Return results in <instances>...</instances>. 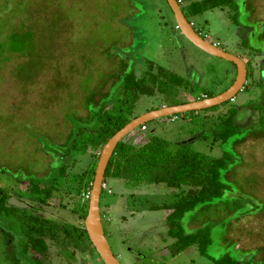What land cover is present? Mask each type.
<instances>
[{
    "label": "rangeland",
    "instance_id": "obj_1",
    "mask_svg": "<svg viewBox=\"0 0 264 264\" xmlns=\"http://www.w3.org/2000/svg\"><path fill=\"white\" fill-rule=\"evenodd\" d=\"M191 1L182 0V5ZM240 5L238 23L233 20L232 7L216 8L192 20L207 40L247 65L249 60V83L232 102L199 113L210 127L232 104L240 106V132L226 143L213 142L212 137L202 135L206 126L192 122L189 114H180L150 120L144 132L135 129L125 138L141 143L148 135H159L171 140L173 149L185 142L210 155L233 154L222 173L231 189L189 211L182 223L189 232L210 229L211 256L264 264V131L252 134L264 130L259 121L262 112L255 111L258 105L264 108V52L254 47L264 48L259 41L260 29L264 39V0H243ZM242 5L250 10L251 30ZM176 25L166 0H0V185H24L33 176L46 178L53 166L64 163L70 164L72 173L85 171L98 151L65 154L69 134L85 123L77 117L88 116L89 98L96 102L110 96L122 79L125 62L148 84L157 72L156 63L191 79L198 86L196 94L191 96L186 90L181 94L189 100L203 97L204 89L216 93L227 89L236 78V65L197 47ZM14 32L27 34L34 46L19 54L8 51L2 44ZM119 93L120 89L115 91L114 98ZM105 98L103 102L110 105L112 100ZM165 103L164 95L155 91L142 96L135 111ZM243 138L244 142L239 141ZM67 183L50 205L36 204L34 209L46 218L79 224V195L70 192ZM105 184L103 226L121 264H215L197 245L173 254L169 245L174 239L167 234L168 211L149 209V204L171 201L178 190L163 183L127 184L119 178H106ZM9 204L30 207L34 203L12 197ZM16 223V218L0 214V264H34L26 262L25 237ZM9 239H14L13 254L8 251ZM47 241V254L29 251L30 257L46 264H105L94 250L88 253L71 247V257L61 252L55 240Z\"/></svg>",
    "mask_w": 264,
    "mask_h": 264
},
{
    "label": "trees",
    "instance_id": "obj_2",
    "mask_svg": "<svg viewBox=\"0 0 264 264\" xmlns=\"http://www.w3.org/2000/svg\"><path fill=\"white\" fill-rule=\"evenodd\" d=\"M179 1L185 16L190 22H193L194 18L207 11L232 7L235 10L233 20L238 23V17L241 13L240 2L243 0H193L185 5H182V0ZM243 6L247 10L248 20L250 10L247 6ZM252 25L249 23L247 29L250 28L251 30ZM197 31L200 32L198 29ZM202 36L205 37L204 35ZM28 38L27 34L14 32L7 35L2 46H5L8 51L19 54L26 47L34 46L33 39L29 40ZM259 41L264 44L262 29L259 30ZM254 47L264 52V48ZM127 63H124L127 67L124 69L121 81L112 90L110 96L109 94L105 96L112 100L110 105H106L103 102L106 99L105 97H101L96 102L89 98L88 116L86 118L77 117L78 120H82L85 123L79 125L78 128L73 127L69 134L65 154H84L94 150L98 151L97 159L94 162L92 161L85 171L80 174L72 173L69 170L70 164L64 163L59 164L57 167L53 166L52 172L46 178L42 179L41 177L33 176L24 185L16 184L12 187L0 185V214H4L7 218H16V225H20L21 233L25 237L22 251L28 256L26 257V262L46 264L39 257H30L29 251H33L39 256L47 254L49 249L48 238L55 240L61 246V252L71 255V257L73 255V252L69 250L71 247L88 253L93 250L96 251L85 228L84 221L88 213L89 197L97 163L104 144L133 118L144 113L135 111L142 96L158 91L164 95L165 105L172 106L191 101L181 96L183 91L186 90L189 95L194 96L198 90V86L191 79L156 62L157 72L151 74L150 81L152 84H148L146 79L138 76L135 69L130 64L128 67ZM148 66L152 68L153 62H149ZM259 83L262 87L263 81ZM118 89H120V95L114 98V92ZM204 91V96L197 97L195 100L212 97L217 94L212 90L204 89ZM231 102L232 100H229L207 109L181 114L183 116L189 114L192 117V122L201 123L207 127L208 121H204L199 116V113L217 110ZM160 107H153L146 111ZM255 109V111L260 110L262 112L260 113L259 121L264 126V108H262V105H258ZM241 111L240 106L232 104L224 114L218 115L212 121L210 127H207L202 133L203 137H212L213 142H228L231 137L240 132L241 126L237 123V118ZM179 115L176 114L169 117L175 118ZM146 129L147 123L136 128V130H141L142 132ZM263 131L252 132V134L255 136ZM146 138L141 143L124 138L117 144L106 168L104 184L106 178H119L126 181L127 184L137 185L143 182L163 183L170 188H174V190H178L176 191L178 193H173V196L170 197L171 201L161 204H149L150 209L170 210L167 220L169 223L168 233L174 239V242L169 245L172 253L178 254L192 245H197L200 253L211 258L215 264H241L231 256L225 255L215 258L208 253V246L211 243V231L208 227H201L196 231L189 232L185 230L182 223L184 216L189 211L196 209L202 204H208V202L221 198L225 194V190L231 189V186L223 180L222 173L223 170L229 167L233 154L225 151L221 156H214L194 149L185 142L178 144L173 149L171 140L163 136L148 135ZM239 141L244 142L245 139L243 138ZM44 179L46 181H43ZM66 182H68L66 186L71 189L70 192L79 195L77 212L82 219L79 224L49 219L39 215L34 209L36 204L50 205L51 201L58 196V193L61 195L65 191L64 183ZM103 193H108L106 184L103 187L101 198ZM12 197L27 199L34 204L30 207L14 206L9 204ZM16 229H18V226H16ZM13 234L16 240L18 231ZM13 240L9 239L8 244L10 245V250L8 251L11 254L15 252V246L12 245Z\"/></svg>",
    "mask_w": 264,
    "mask_h": 264
},
{
    "label": "water",
    "instance_id": "obj_3",
    "mask_svg": "<svg viewBox=\"0 0 264 264\" xmlns=\"http://www.w3.org/2000/svg\"><path fill=\"white\" fill-rule=\"evenodd\" d=\"M167 2L174 13L177 27L181 30L184 36L208 54L233 62L237 68V75L233 83L227 89L215 96L191 100L178 105H165L140 114L128 122L123 128L118 130L104 144L97 163L95 177L89 197L88 213L84 223L94 248L105 264H121L105 233L101 215V193L104 187L105 172L117 144L129 133L150 120L190 111L203 110L220 105L229 100H233L237 93L243 90L244 84L247 81V65L241 57L227 52L198 33L192 22H190L185 16L179 0H167Z\"/></svg>",
    "mask_w": 264,
    "mask_h": 264
},
{
    "label": "flooded vegetation",
    "instance_id": "obj_4",
    "mask_svg": "<svg viewBox=\"0 0 264 264\" xmlns=\"http://www.w3.org/2000/svg\"><path fill=\"white\" fill-rule=\"evenodd\" d=\"M181 3H182V2H181ZM182 4H183V3H182ZM192 24H193V22H192ZM194 27H195V26H194ZM177 28H178V27H177ZM195 29H196V28H195ZM196 30H197V29H196ZM197 32H198V31H197ZM198 33L201 34V32H198ZM201 35H202V34H201ZM205 37H206V36H205ZM205 37H204V38H205ZM212 43H215V42H212ZM215 44H216L217 46H219L218 43H215ZM219 47H220V46H219ZM246 65H247V64H246ZM248 68H249V67H247V81H246V83L249 82ZM263 73H264V71H263ZM262 75H263V74H262ZM246 83H245V84H246ZM245 84H244V88H245ZM244 88H243V89H244ZM223 91H224V90H223ZM217 94H218V93H217ZM104 187H105V184H104ZM101 215H102V213H101ZM102 220H103V216H102Z\"/></svg>",
    "mask_w": 264,
    "mask_h": 264
},
{
    "label": "crops",
    "instance_id": "obj_5",
    "mask_svg": "<svg viewBox=\"0 0 264 264\" xmlns=\"http://www.w3.org/2000/svg\"><path fill=\"white\" fill-rule=\"evenodd\" d=\"M150 209V208H149ZM150 210H157V209H150ZM165 210H167L168 211V213H167V216H168V214L170 213V210H168V209H165ZM112 233H113V231H112ZM111 233V234H112ZM167 234H169L168 232H167ZM170 236V235H169ZM161 237H166V236H164L163 234H161ZM171 237V236H170ZM165 240H166V238H164ZM173 243V242H172ZM186 250V249H185Z\"/></svg>",
    "mask_w": 264,
    "mask_h": 264
},
{
    "label": "built area",
    "instance_id": "obj_6",
    "mask_svg": "<svg viewBox=\"0 0 264 264\" xmlns=\"http://www.w3.org/2000/svg\"><path fill=\"white\" fill-rule=\"evenodd\" d=\"M145 128V127H144Z\"/></svg>",
    "mask_w": 264,
    "mask_h": 264
}]
</instances>
